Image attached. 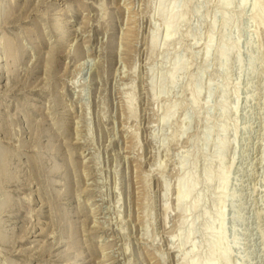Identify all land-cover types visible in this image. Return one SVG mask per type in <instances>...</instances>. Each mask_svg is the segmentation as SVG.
<instances>
[{
	"label": "rangeland",
	"instance_id": "1",
	"mask_svg": "<svg viewBox=\"0 0 264 264\" xmlns=\"http://www.w3.org/2000/svg\"><path fill=\"white\" fill-rule=\"evenodd\" d=\"M224 1L0 0V264H264V0Z\"/></svg>",
	"mask_w": 264,
	"mask_h": 264
},
{
	"label": "bare ground",
	"instance_id": "2",
	"mask_svg": "<svg viewBox=\"0 0 264 264\" xmlns=\"http://www.w3.org/2000/svg\"><path fill=\"white\" fill-rule=\"evenodd\" d=\"M222 1H224V0H221V3H223ZM241 2L240 3H242V5L241 6H243L246 2H247V0H240ZM227 6L228 5V0H225L224 1V4H223V6ZM172 11V10H171ZM166 17V16H165ZM173 18V17H172ZM172 18H171V20H172ZM171 20L167 23V25H166V28H167V30H169L170 28H171V25H172V22H171ZM164 21H166L165 19H164ZM58 27V26H57ZM63 35H64V33H62L61 32V36L59 37L58 36V39H59V41H63ZM156 38V37H155ZM58 42V41H57ZM226 52H222V56H226ZM181 62V61H180ZM177 63V62H176ZM178 63H179V61H178ZM180 64V63H179ZM175 67V66H174ZM170 75V74H169ZM164 119V118H163ZM224 131V130H223ZM224 147V146H223ZM208 177V176H207ZM191 180V179H190ZM207 180V179H206ZM186 182V181H185ZM181 184H183V183H181ZM185 185V184H184ZM183 185V186H184ZM196 185V184H195ZM226 185H227V179L225 178V177H222V185H221V190L222 191H224L225 190V188H226ZM185 187V186H184ZM184 188L182 187L181 188V190L183 191L182 192V194H181V197L179 198V201H183V200H186L188 197H190V194L193 192V189H194V186L192 185V184H188V185H186V187H185V191L183 190ZM226 192V191H225ZM181 193V192H180ZM193 194H194V192H193ZM180 195V194H179ZM224 199V198H223ZM178 200V199H177ZM187 201H188V199H187ZM222 201V200H221ZM179 203H181L180 205H182V204H184L183 202H179ZM186 204V203H185ZM189 208H191V207H189ZM192 209V208H191ZM194 210V209H193ZM223 212V211H222ZM220 213V215L218 216L219 218H218V220H220V222H221V224L218 222V224H220V225H222L223 226V214L224 213ZM225 218V217H224ZM214 225V224H213ZM191 227L192 226H190V229H191ZM220 227V226H219ZM224 228V227H223ZM209 230L211 229V227L209 226V228H208ZM221 230V229H220ZM223 230V229H222ZM192 232V231H191ZM221 232V231H220ZM193 233V232H192ZM221 233H223V232H221ZM209 234V233H208ZM213 234V233H212ZM221 235V236H220ZM219 236H220V238H219V240L214 244V246H213V251H212V255L214 256V257H216L217 258V252H218V250H220L219 248H222L221 247V245H224V243H223V241H225V239H224V235L223 234H220ZM189 236V233H188V235H187V237ZM183 237V235L180 237L181 239H183L182 238ZM192 237V236H191ZM216 241V240H215ZM181 243H183V242H181ZM212 243V242H211ZM223 243V244H222ZM185 244V243H184ZM182 246V245H181ZM225 247V246H224ZM194 249V248H193ZM224 250V249H223ZM222 250V251H223ZM194 251V250H193ZM221 251V250H220ZM210 253V252H209ZM228 250H225L224 252H223V259L226 261V259H227V256H228ZM229 258V257H228ZM195 259H196V257H195ZM223 262V261H222ZM191 263V262H190ZM191 264H197L195 261L194 262H192Z\"/></svg>",
	"mask_w": 264,
	"mask_h": 264
}]
</instances>
